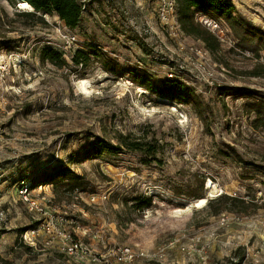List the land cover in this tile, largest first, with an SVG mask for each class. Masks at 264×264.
<instances>
[{"label":"rangeland","instance_id":"374dc122","mask_svg":"<svg viewBox=\"0 0 264 264\" xmlns=\"http://www.w3.org/2000/svg\"><path fill=\"white\" fill-rule=\"evenodd\" d=\"M80 1L87 8L69 29L57 15L25 16L32 7L0 0V264H77L42 235L34 243L23 238L40 217L17 186L54 167L82 175L86 190L55 193L45 184L35 196L53 200L73 221L65 229L97 253L128 245L156 255L134 264H264V132L244 114L250 99L226 93L243 89L264 99V77L242 73L258 60L234 50L237 40L223 22L222 48L211 53L185 33L172 38L156 16V0ZM229 1L264 31V0ZM47 47L68 65L44 62ZM77 51L90 55L87 68L73 63ZM171 72L195 103L159 97L133 81L140 73L160 84ZM82 79L90 82L86 89ZM119 133L152 144L155 155L114 152ZM97 139L111 151L84 159ZM220 195L246 204L213 214L208 203ZM137 197L152 198V206L135 209ZM203 197V207L189 206Z\"/></svg>","mask_w":264,"mask_h":264},{"label":"trees","instance_id":"16d2710c","mask_svg":"<svg viewBox=\"0 0 264 264\" xmlns=\"http://www.w3.org/2000/svg\"><path fill=\"white\" fill-rule=\"evenodd\" d=\"M27 2L32 7L33 11L22 13L25 16L40 15H57L63 24L69 29H76L81 22L84 8L87 5L80 0H19ZM92 2L97 0H90ZM177 1V17L182 31L191 37L201 40L207 50L211 53L219 52L221 42L219 38L202 22L199 21L197 15L200 14L209 20L223 22L229 27L237 42L234 50L240 52H249L258 63L249 70L242 72L251 77H264V31L256 28L248 23L241 15L236 12V7L229 0H176ZM41 59L49 62L57 67L63 68L67 66V61L63 56L52 48H44L41 54ZM261 59L263 60L261 62ZM72 61L76 66L87 68L91 63L89 54L83 51H77L72 57ZM115 71L114 69H110ZM241 72V71H240ZM133 81L138 85L149 90L151 93L172 100H179L184 103H195L191 91L187 89L180 79L172 78L165 79L162 83L157 84L152 81L147 75L134 73ZM233 95L234 98H249L250 100L244 105V114L253 116L252 126L256 131L264 132V99H256L251 93L245 92L243 89L228 90L226 92ZM119 142L118 148L114 152H121L123 148H127L132 152H144L146 156H154L156 147L152 144H147L140 139L133 137L130 134L119 133L117 135ZM106 141L97 139L93 146L91 145L84 153V159L102 156L109 147L105 146ZM145 146H148L145 148ZM111 151V150H109ZM83 176L73 171L68 167H54L46 171L42 179L37 182H32L31 179L24 181L32 182V188L40 185L51 184L54 192L73 194L77 191H85L86 184ZM152 198L137 197L133 198L134 208L143 210L152 206ZM222 204L221 207L215 209V205ZM245 205L244 199L229 195H220L211 200L208 206L212 208L213 214H218L224 210H228L234 204ZM26 229L20 230L21 235ZM27 249L31 247L25 245Z\"/></svg>","mask_w":264,"mask_h":264},{"label":"built area","instance_id":"2783aa9c","mask_svg":"<svg viewBox=\"0 0 264 264\" xmlns=\"http://www.w3.org/2000/svg\"><path fill=\"white\" fill-rule=\"evenodd\" d=\"M156 16L172 38L184 34L177 17L176 0H156ZM204 25L219 39L223 38L221 36L224 35V29L220 21L205 20ZM193 50L200 55L206 54L201 49L193 48ZM0 68L1 73L4 67L1 66ZM169 76L174 78L176 75L171 72ZM31 184L30 181L22 180L16 189L21 201L28 206L29 211L40 217L37 227L28 229L25 232L23 235L24 241L34 243V239L42 235L46 245H57L58 250L66 258L77 264H134L139 258L151 259L156 256L155 254L145 253L143 250L136 251L128 245L108 249L105 253L95 252L91 245L76 237L75 233L65 229V226L73 221H69L55 210L53 200L48 199L46 196H39V194L35 196V189L32 188ZM95 199V196H91V200L95 201ZM226 220V214H221L220 221L222 224ZM74 222L77 223V221ZM88 232V228H82L83 234Z\"/></svg>","mask_w":264,"mask_h":264},{"label":"bare ground","instance_id":"6f19581e","mask_svg":"<svg viewBox=\"0 0 264 264\" xmlns=\"http://www.w3.org/2000/svg\"><path fill=\"white\" fill-rule=\"evenodd\" d=\"M21 6V8H23V9H31V6L29 5V3H27V2H21V4H20ZM90 82L87 80V79H82L81 80V86L83 87V88H87V85L89 84ZM213 182H209V184H208V188L207 189H210V193L212 194L213 192H215L216 191V189L215 188H213V184H212ZM215 187H217L216 185H215ZM208 194V193H207ZM196 200V199H195ZM208 202V200H207V198H205V197H203V198H199V199H197L196 201H194L192 204H189V206L190 207H195V208H201V207H203L206 203Z\"/></svg>","mask_w":264,"mask_h":264}]
</instances>
